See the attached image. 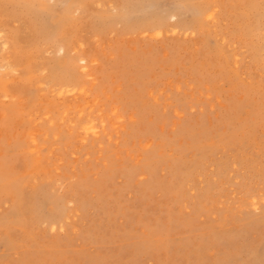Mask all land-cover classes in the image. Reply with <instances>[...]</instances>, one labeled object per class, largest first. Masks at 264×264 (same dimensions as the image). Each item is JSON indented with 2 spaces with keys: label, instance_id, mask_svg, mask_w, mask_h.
Returning a JSON list of instances; mask_svg holds the SVG:
<instances>
[{
  "label": "rangeland",
  "instance_id": "374dc122",
  "mask_svg": "<svg viewBox=\"0 0 264 264\" xmlns=\"http://www.w3.org/2000/svg\"><path fill=\"white\" fill-rule=\"evenodd\" d=\"M49 1L0 0V264H264V0Z\"/></svg>",
  "mask_w": 264,
  "mask_h": 264
},
{
  "label": "bare ground",
  "instance_id": "6f19581e",
  "mask_svg": "<svg viewBox=\"0 0 264 264\" xmlns=\"http://www.w3.org/2000/svg\"><path fill=\"white\" fill-rule=\"evenodd\" d=\"M3 1V0H2ZM19 1V0H18ZM27 1H29V0H27ZM41 1V0H40ZM47 1H49V0H47ZM67 1V0H66ZM109 1H111V0H109ZM22 2V1H21ZM45 2V1H44ZM43 2V3H44ZM50 2V1H49ZM56 2V1H55ZM64 2V1H63ZM69 2V1H68ZM96 2V1H95ZM94 2V3H95ZM99 2V1H98ZM191 2V1H190ZM193 2V1H192ZM205 2V1H204ZM212 2V1H211ZM239 2V1H238ZM241 2V1H240ZM15 3V2H14ZM13 3V4H14ZM66 3V2H65ZM83 3V2H82ZM203 3V2H202ZM207 3V2H206ZM205 3V4H206ZM210 3V2H209ZM244 3V2H243ZM3 4H4V2H3ZM2 4V5H3ZM8 4V3H7ZM19 4V3H18ZM42 4V3H41ZM54 4V3H53ZM103 4V3H102ZM129 4V3H128ZM200 4V3H199ZM204 4V3H203ZM202 4V5H203ZM1 5V4H0ZM25 5V4H24ZM80 5H81V3H80ZM97 5H99L98 7H100V9H101V4L100 3H97ZM109 5H111V4H109ZM108 5V6H109ZM114 5V4H113ZM212 5V4H211ZM214 5H216V4H214ZM241 5V4H240ZM64 6V5H63ZM82 6V5H81ZM114 6H116L117 7V5H114ZM207 6V5H206ZM213 6V5H212ZM26 7H28V6H26ZM80 7V6H79ZM202 7V6H201ZM204 7V6H203ZM215 7V6H214ZM213 7V8H214ZM29 8V7H28ZM46 8V7H45ZM106 8V7H105ZM119 8H120V6H119ZM180 8H182V7H180ZM213 8H209V9H207L206 10V12H205V17H203L204 19L206 18L207 20H210V21H212V20H214V17H215V15L217 16V14H215V11H217L215 8L213 9ZM47 9V8H46ZM104 9V8H103ZM118 9V8H117ZM183 9V8H182ZM205 9H206V7H205ZM111 10V9H110ZM110 10H108V12H110ZM114 10V9H113ZM119 10V9H118ZM76 11V10H75ZM86 11V10H85ZM101 11V10H100ZM104 11V10H103ZM180 11V10H179ZM202 11V10H201ZM34 12V11H33ZM77 12H79V11H77ZM76 12V13H77ZM87 12V11H86ZM113 12H115V10L113 11ZM182 12V11H181ZM195 12V11H194ZM193 12V13H194ZM198 13V12H197ZM217 13V12H216ZM109 14V13H108ZM116 14V13H115ZM118 14H119V12H118ZM179 14V13H178ZM246 14V13H245ZM42 15H43V13H42ZM72 15H73V13H72ZM74 15H75V12H74ZM180 15V14H179ZM194 15H195V13H194ZM176 16H177V14L176 15H171L170 17L172 18V22H174V21H176ZM79 17V16H78ZM169 17V18H170ZM199 17V16H198ZM170 18V19H171ZM196 18V17H195ZM200 21H201V17H200ZM44 22V21H43ZM60 23L61 24H63V22H61L60 21ZM59 23V24H60ZM198 25V24H197ZM212 25V24H211ZM144 26V25H143ZM172 26V25H171ZM58 27H60V26H58ZM146 27V26H145ZM174 27V26H173ZM251 27V26H250ZM144 28V27H143ZM171 27H169V29H170ZM173 29H177V28H173ZM261 29V28H260ZM144 30V29H143ZM142 30V31H143ZM165 30H167V29H165ZM184 30V29H183ZM192 30H194V29H192ZM199 30V29H198ZM202 30V29H201ZM204 30V29H203ZM154 31V30H153ZM169 31H171V30H169ZM177 31V30H176ZM195 31V30H194ZM254 31H255V29H254ZM7 32V31H6ZM44 32V31H43ZM157 32V31H156ZM172 32H173V30H172ZM187 32H189V31H187ZM263 32V31H262ZM146 33V32H145ZM155 33V32H154ZM175 33V32H174ZM173 33V34H174ZM142 34V33H141ZM157 34V33H156ZM166 34H168V32H166ZM169 34H170V32H169ZM185 34H186V32H185ZM192 34H194V32L192 33ZM62 35V34H61ZM151 35V34H150ZM160 34H159V32H158V34H157V36H153V38H156V37H160L159 36ZM188 35V34H187ZM261 35H262V33H261ZM13 36V35H12ZM163 36V35H162ZM1 38H3L2 36H0ZM65 39V38H64ZM68 39V38H67ZM66 39V40H67ZM65 40V42H67ZM10 41H12V40H10ZM0 42H1V40H0ZM62 43V42H61ZM72 43V42H71ZM1 44V43H0ZM36 44V43H35ZM54 44H55V42H54ZM76 45L74 42L72 43V45ZM34 45V44H33ZM43 46V45H42ZM55 46V45H54ZM78 46H82L81 45V43H80V45H78ZM2 47H3V50L4 49H7V43H6V41H5V39H2ZM51 47V46H50ZM263 47V46H262ZM45 48V47H44ZM53 48V47H52ZM56 48V47H55ZM74 48V47H73ZM75 48L77 49L78 47H76L75 46ZM81 48V47H80ZM0 49H1V46H0ZM67 45L65 44V43H62V44H60L59 43V45H58V51L60 52V53H65L66 54V52L65 51H67ZM264 49V48H263ZM47 50H49V49H47ZM46 50V51H47ZM54 50V49H53ZM72 50V49H71ZM70 50V51H71ZM79 50V49H78ZM42 51V50H41ZM52 51V50H51ZM57 50H55L54 52H56ZM70 51H69V53H70ZM74 51V50H73ZM72 51V52H73ZM77 51V50H76ZM264 51V50H263ZM4 52H6V51H4ZM45 52V51H44ZM49 52V51H48ZM53 52V51H52ZM58 52V53H59ZM71 52V53H72ZM75 52V51H74ZM80 52V51H79ZM39 53V52H38ZM38 53H37V55H38ZM43 53V52H42ZM46 53V52H45ZM50 54V53H49ZM67 54H68V52H67ZM72 55H74V54H72ZM3 56V55H2ZM8 58H10V56L8 57ZM39 58V57H38ZM43 58H45V57H43ZM77 60H78V63H79V65H81V68L80 69H83L82 71L80 70V69H78V70H80L81 72H83L84 73V71H85V69H87V67L89 66V65H91V64H93L94 62H96L95 61V58L94 57H91V59L89 58V57H86L85 55H83V54H77ZM5 59H7V58H5ZM74 59H75V57H74ZM48 60H51V58L50 59H48ZM77 60H76V62H77ZM0 61H2V60H0ZM37 61V60H36ZM39 61V60H38ZM42 61V60H41ZM13 62V61H12ZM11 62V63H12ZM49 62V61H48ZM51 62H53V61H51ZM10 63V64H11ZM14 63V62H13ZM36 63V62H35ZM3 64V63H2ZM6 64V63H5ZM15 64V63H14ZM18 64V63H17ZM16 64V65H17ZM37 64L38 63H36V66H37ZM41 64H43V63H41ZM48 64V63H47ZM73 64V63H72ZM12 65V64H11ZM15 65V67H17ZM39 65V64H38ZM79 65H76L75 64V66H79ZM7 66V65H6ZM36 66H35V68H36ZM44 66H45V63H44ZM74 66V67H75ZM2 68H3V66H1ZM11 67V66H10ZM9 67V68H10ZM14 67V66H13ZM38 67V66H37ZM46 67V66H45ZM73 67V66H72ZM73 67V68H74ZM5 69V68H4ZM7 69V68H6ZM6 69H5V71H6ZM15 69V68H14ZM39 70H40V68H38ZM70 69V68H69ZM74 69H76V68H74ZM2 70V69H1ZM9 70V69H8ZM33 70V69H32ZM48 70V69H47ZM55 70V69H54ZM4 71V72H5ZM13 71V70H12ZM76 71V70H75ZM0 72H2V71H0ZM17 72H20V71H17ZM32 73L34 72V73H37L36 71H31ZM50 72H52V71H50ZM71 72V71H70ZM41 73H45V70L44 69H41ZM10 74V73H9ZM48 74H49V72H48ZM12 75V74H11ZM16 75V74H15ZM18 75H20V74H18ZM37 74H35V76H36ZM46 75V74H45ZM87 75L88 76H90L91 78H93V80H94V75L93 74H91V73H87ZM9 76V75H8ZM28 76H29V73H28ZM27 76V77H28ZM87 76V77H88ZM39 77V76H38ZM86 77V78H87ZM0 78H1V76H0ZM9 78V77H8ZM16 78H18V77H16ZM30 78V77H29ZM35 78V77H34ZM89 78V77H88ZM4 79V78H3ZM37 79V78H36ZM42 81H40V82H42V87L44 86V85H46L47 86V84L48 83H50V79H48L47 78V76L46 77H43L42 76ZM54 81H55V84H54V88H57V97L58 98H60V99H62L63 97H65V96H68L69 98L70 97H72V96H74L73 97V99L75 98V94H78L79 96H83V97H85L86 95H88L87 93H88V89H86V88H82L81 86H80V83L78 82V80H77V78H75V77H73V76H70V74H68V73H66V74H64L63 76H61V77H54L53 76V78H52ZM33 80V79H32ZM39 81V80H38ZM30 82H31V80H30ZM35 82V81H34ZM51 82H52V80H51ZM34 84H36V82L34 83ZM38 84V83H37ZM52 84V83H51ZM91 84V83H90ZM6 85V84H5ZM40 86H41V84H40ZM90 88V87H89ZM2 90H4V89H2ZM44 90V89H43ZM56 90V89H55ZM5 91V90H4ZM41 91V90H40ZM49 91H51V90H49ZM48 91V92H49ZM7 92V91H6ZM47 92V93H48ZM90 92V91H89ZM10 92H8V94H9ZM54 93V94H53ZM53 93H51L52 94V96L53 95H56V92H54L53 91ZM3 94V93H2ZM3 95H5V93L3 94ZM44 95V94H43ZM94 96V95H93ZM14 97V96H13ZM76 97H77V95H76ZM54 98V97H53ZM56 98V97H55ZM67 98V97H66ZM68 98V100H69V103L70 102H72V101H76V100H78V99H75V100H70ZM81 98V97H80ZM93 98H95V97H93ZM85 99V98H84ZM83 99V100H84ZM46 100V99H45ZM80 100V99H79ZM78 100V101H79ZM90 99H88V101H89ZM95 101L94 102H97V97L94 99ZM3 101V100H2ZM58 101H59V99H58ZM60 101H62V100H60ZM59 101V102H60ZM88 101L87 102H85V104L86 105H88ZM55 102V101H54ZM84 102V101H83ZM47 103V102H46ZM48 103H49V100H48ZM52 103V102H51ZM66 103V102H65ZM75 103V102H74ZM92 104H93V99H92V102H91ZM52 104H54V103H52ZM62 103H60V104H58V105H61ZM67 104V103H66ZM89 104H90V102H89ZM91 104V105H92ZM96 104V103H95ZM55 105V104H54ZM68 105V104H67ZM71 105V104H70ZM92 106H95V105H92ZM3 107V106H2ZM69 107H71V106H69ZM72 107H73V105H72ZM87 107V106H86ZM91 109H92V107H90ZM94 108V107H93ZM103 108V107H102ZM19 109V108H18ZM69 109V108H68ZM73 109V108H72ZM80 109V107H78L76 110H79ZM99 109V108H98ZM65 110V109H64ZM74 110V109H73ZM100 111V110H99ZM116 109L114 108V107H111V109H110V113L112 114V116L113 117H115V120L116 121H119L120 120V116L118 115H115L116 114ZM4 112V111H3ZM64 112H66V110L64 111ZM118 112V111H117ZM5 113V112H4ZM49 113V112H48ZM82 113V110L79 112V114L78 115H80ZM83 113H84V111H83ZM83 113H82V115H83ZM90 113H91V111H90ZM98 114H99V112H97ZM101 113V112H100ZM50 114V113H49ZM64 114V113H63ZM62 114V115H63ZM66 114V113H65ZM94 114V113H93ZM81 115V116H82ZM100 115V114H99ZM43 116H45V113H44V115ZM81 116H77V117H81ZM91 116V115H90ZM89 116V117H90ZM102 116V115H101ZM46 117H48V116H45L44 118H46ZM73 117V116H72ZM71 117V118H72ZM4 118V117H3ZM65 118V117H64ZM74 118H76V117H74ZM73 118V119H74ZM82 118V117H81ZM88 118V117H87ZM86 118V119H87ZM102 118L103 117H101L99 120L100 121H102ZM90 119V118H89ZM89 119H87V121L89 120ZM45 120V119H44ZM51 120V119H50ZM60 120H62L63 121V119H62V117H60ZM72 120V119H71ZM80 120L81 119H79V122H80ZM93 120V119H92ZM89 120V121H91V123H90V125L88 124L87 126H86V124L85 125H79L78 127H80V129H82V127L84 126V128H83V130H85V134L83 135L84 137H85V135H89L90 134V136L92 137V136H94V137H97L98 138V135H99V133H100V131H99V129H98V127L95 125V124H97V123H92L93 121L95 122V120ZM114 120V119H113ZM1 121V120H0ZM23 121V120H22ZM48 121V120H47ZM62 121H60V122H62ZM69 121V120H68ZM67 121V122H68ZM73 121V120H72ZM71 121V122H72ZM82 121V120H81ZM88 121V122H89ZM100 121H98V124H99V122ZM121 121H122V119H121ZM24 122V121H23ZM22 122V123H23ZM30 122V121H29ZM52 122V121H51ZM53 122H54V120H53ZM65 122V121H64ZM76 122V121H75ZM103 122H104V118H103ZM80 123H82V122H80ZM105 123V122H104ZM45 124H48V123H45ZM50 124V126H51V123H49ZM67 124H69V125H73V124H70V121L67 123ZM66 124V125H67ZM76 124V123H75ZM100 124H101V122H100ZM118 125V124H117ZM74 126V125H73ZM104 124L102 123V127H103V129H104ZM76 127V126H75ZM85 127H87L86 129H85ZM4 128V127H3ZM5 128H6V126H5ZM4 128V129H5ZM101 128V127H100ZM119 126L118 127H116V131H117V133H118V130H119ZM122 128H123V126H122ZM26 130V129H25ZM76 131H78L79 132V130H76ZM116 131H115V133H116ZM2 129L0 128V136H1V134H2ZM23 132V131H22ZM70 132V131H69ZM104 133H106L105 131H103ZM43 133V132H42ZM81 133V132H80ZM116 133V134H117ZM45 134V133H44ZM79 134V133H78ZM42 135V134H41ZM109 135V134H108ZM39 136V131H38V129H34L33 130V132H24L23 133V138H26L25 140H28L29 139V143H30V146H32V147H35V149H36V140H37V137ZM87 137V136H86ZM111 137V136H110ZM109 139V136L108 137H106V139ZM84 139V138H83ZM82 138H81V136H80V139H78L80 142L79 143H81L82 141L81 140H83ZM94 140H96V138L94 139ZM110 140V139H109ZM108 140V141H109ZM85 142H87L86 140H84ZM92 141V140H91ZM101 141V140H100ZM111 141V140H110ZM118 141V140H117ZM116 141V142H117ZM94 142V141H93ZM93 142H92V144H93ZM83 143V142H82ZM98 143V142H97ZM84 144V143H83ZM87 144V143H86ZM101 144V143H100ZM40 145V144H39ZM82 145V144H81ZM97 145H99V144H97ZM147 145H148V143H147ZM100 146V145H99ZM40 148V147H39ZM31 149V148H30ZM38 149V148H37ZM33 149H31V151H32ZM41 150V149H40ZM34 151V150H33ZM36 151V150H35ZM39 151V150H38ZM53 151V150H52ZM51 152V151H50ZM33 153V152H32ZM37 154V153H36ZM35 154V155H36ZM38 155H40V154H37L36 156H38ZM37 158V157H36ZM39 158V157H38ZM40 160V159H39ZM37 161V160H36ZM37 163V162H36ZM35 163V164H36ZM60 163V162H59ZM37 165H35L34 167H36ZM33 167V168H34ZM34 170H36V169H34ZM57 170V169H56ZM12 194V197H13V193H11ZM14 201H15V199H14ZM65 202H67V201H65ZM69 202V201H68ZM67 202V203H68ZM59 217V216H58ZM60 219H61V217H59ZM64 220H65V218H64ZM56 221V220H55ZM49 222V221H48ZM57 224H58V222H57ZM62 224V223H61ZM61 224H59V225H61ZM53 226H54V224H52ZM48 227V226H47ZM62 227V226H61ZM60 228V227H59ZM63 228V227H62ZM60 229V230H63V229ZM55 228L53 227L51 230H49V231H52V230H54Z\"/></svg>",
  "mask_w": 264,
  "mask_h": 264
}]
</instances>
